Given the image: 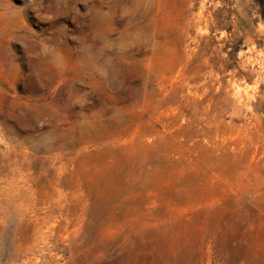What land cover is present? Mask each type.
Returning a JSON list of instances; mask_svg holds the SVG:
<instances>
[{"label":"rangeland","instance_id":"374dc122","mask_svg":"<svg viewBox=\"0 0 264 264\" xmlns=\"http://www.w3.org/2000/svg\"><path fill=\"white\" fill-rule=\"evenodd\" d=\"M0 264H264V0H0Z\"/></svg>","mask_w":264,"mask_h":264}]
</instances>
